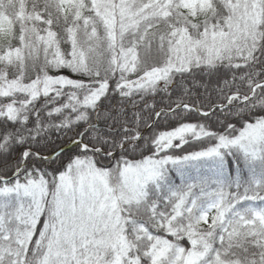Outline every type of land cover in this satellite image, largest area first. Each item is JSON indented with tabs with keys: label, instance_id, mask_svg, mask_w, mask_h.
<instances>
[{
	"label": "snow or ice",
	"instance_id": "6c2138e0",
	"mask_svg": "<svg viewBox=\"0 0 264 264\" xmlns=\"http://www.w3.org/2000/svg\"><path fill=\"white\" fill-rule=\"evenodd\" d=\"M257 108L264 0H0V264H264Z\"/></svg>",
	"mask_w": 264,
	"mask_h": 264
},
{
	"label": "trees",
	"instance_id": "16d2710c",
	"mask_svg": "<svg viewBox=\"0 0 264 264\" xmlns=\"http://www.w3.org/2000/svg\"><path fill=\"white\" fill-rule=\"evenodd\" d=\"M13 43L15 44L17 43V41H13ZM148 99L149 103H155L157 110L165 109V111H167L170 107L171 109H175L177 112L182 111L180 109H176L175 103L173 102L177 99L175 95L172 96L171 100H169V98L163 93L157 94L154 101L151 98ZM204 110L206 109H202V111ZM256 115H264V111H261L259 108H257ZM143 119L144 121H146V123H141V125L139 126V131L145 138H151L153 135L158 137L161 132L172 131L176 127L180 126L181 123H205V121L200 119V116L198 114H189L186 111L182 112V115H173L168 117L167 119H164L163 117L157 118L154 114H152L151 116L145 114ZM214 119L213 121L207 122L208 130L222 133L223 129L219 124L214 122ZM254 119L255 117H249L246 122H254ZM233 123H236V121L234 120ZM236 128L237 130H239L241 128V124L236 123ZM236 134H238V131ZM141 143L143 144V141H141ZM174 143H178V141H174ZM191 143L193 146L189 148V150H200L199 145L194 140H192ZM68 145V148L72 147V145ZM150 146L151 140L149 139V144L142 149L143 154L138 151L129 158L140 160L145 156L152 155L153 153L147 150ZM184 147L188 148L189 146L185 145ZM176 151L179 150L177 149ZM220 165L222 166L225 175L229 177L234 183L247 184L251 182L264 181V168H262L260 165L253 166L247 162L235 161L231 156L223 157V159L220 161ZM204 171H206V169L198 168L194 170L193 174L195 175V173L197 172L202 173ZM170 175L172 176V179L175 183L178 184L180 182L179 173L173 171L172 173H170Z\"/></svg>",
	"mask_w": 264,
	"mask_h": 264
},
{
	"label": "rangeland",
	"instance_id": "374dc122",
	"mask_svg": "<svg viewBox=\"0 0 264 264\" xmlns=\"http://www.w3.org/2000/svg\"><path fill=\"white\" fill-rule=\"evenodd\" d=\"M135 78H136L135 75H133V76H132V79H135Z\"/></svg>",
	"mask_w": 264,
	"mask_h": 264
},
{
	"label": "water",
	"instance_id": "95a60500",
	"mask_svg": "<svg viewBox=\"0 0 264 264\" xmlns=\"http://www.w3.org/2000/svg\"><path fill=\"white\" fill-rule=\"evenodd\" d=\"M68 146H71V144H69Z\"/></svg>",
	"mask_w": 264,
	"mask_h": 264
}]
</instances>
